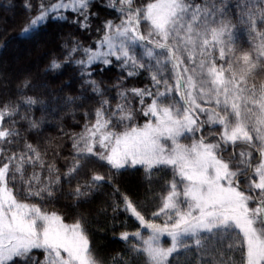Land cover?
Masks as SVG:
<instances>
[{"label":"snow or ice","instance_id":"6c2138e0","mask_svg":"<svg viewBox=\"0 0 264 264\" xmlns=\"http://www.w3.org/2000/svg\"><path fill=\"white\" fill-rule=\"evenodd\" d=\"M0 264H264V0H0Z\"/></svg>","mask_w":264,"mask_h":264},{"label":"trees","instance_id":"16d2710c","mask_svg":"<svg viewBox=\"0 0 264 264\" xmlns=\"http://www.w3.org/2000/svg\"><path fill=\"white\" fill-rule=\"evenodd\" d=\"M134 195H140V191L137 189V179L135 177L129 178L127 185H126ZM121 220L124 219V217H120ZM119 224H118V231H119ZM128 230L134 231L135 228L132 226V222H129L128 224ZM95 242L101 247L102 250L111 253L114 250H119L123 247V244L120 242H112V233L109 231L107 236L103 239H100L99 237L95 238Z\"/></svg>","mask_w":264,"mask_h":264}]
</instances>
